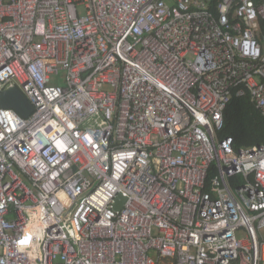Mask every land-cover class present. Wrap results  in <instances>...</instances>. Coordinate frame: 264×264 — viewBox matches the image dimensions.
Listing matches in <instances>:
<instances>
[{"label": "built area", "instance_id": "built-area-1", "mask_svg": "<svg viewBox=\"0 0 264 264\" xmlns=\"http://www.w3.org/2000/svg\"><path fill=\"white\" fill-rule=\"evenodd\" d=\"M10 88L0 264H264V0H0Z\"/></svg>", "mask_w": 264, "mask_h": 264}, {"label": "trees", "instance_id": "trees-1", "mask_svg": "<svg viewBox=\"0 0 264 264\" xmlns=\"http://www.w3.org/2000/svg\"><path fill=\"white\" fill-rule=\"evenodd\" d=\"M225 128L220 137H232L235 147H252L264 144V119L248 98H232L224 111ZM160 264H171L162 259Z\"/></svg>", "mask_w": 264, "mask_h": 264}, {"label": "water", "instance_id": "water-1", "mask_svg": "<svg viewBox=\"0 0 264 264\" xmlns=\"http://www.w3.org/2000/svg\"><path fill=\"white\" fill-rule=\"evenodd\" d=\"M0 107L12 109L23 118H27L33 110L31 103L16 88H10L0 94ZM124 202L125 199L118 196L114 209L119 210Z\"/></svg>", "mask_w": 264, "mask_h": 264}, {"label": "rangeland", "instance_id": "rangeland-1", "mask_svg": "<svg viewBox=\"0 0 264 264\" xmlns=\"http://www.w3.org/2000/svg\"><path fill=\"white\" fill-rule=\"evenodd\" d=\"M104 90H109V88L107 86L104 87Z\"/></svg>", "mask_w": 264, "mask_h": 264}]
</instances>
